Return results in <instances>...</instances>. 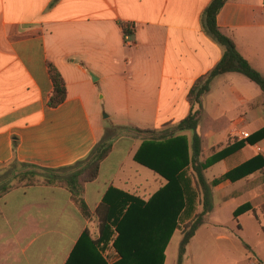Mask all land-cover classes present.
Masks as SVG:
<instances>
[{
	"label": "crops",
	"instance_id": "crops-1",
	"mask_svg": "<svg viewBox=\"0 0 264 264\" xmlns=\"http://www.w3.org/2000/svg\"><path fill=\"white\" fill-rule=\"evenodd\" d=\"M210 1L0 0V177L14 161L47 169L73 165L88 156L106 131L111 138V151L97 178L83 185V198L92 213L89 219L61 186L18 187L0 198V264H113L120 259L112 245L113 228L107 241L92 243L101 240L95 211L103 204L116 214L121 204L116 191L148 202L165 185L163 178L133 157L142 142L152 141L187 116L190 88L223 55V48L204 29L203 12ZM122 21L135 25L131 37L123 36ZM216 23L264 76V0H227ZM48 62L66 87L65 100L55 108L48 106L52 92ZM244 78L239 73L218 76L203 96L198 127L205 111L211 120L204 134L196 130L203 158L264 127V93ZM102 100L113 111L108 126L100 115ZM236 112L223 131L213 130L228 113ZM127 124L136 132L124 130L113 138V129ZM189 132L178 135L185 136L190 146ZM256 155L264 158V139L216 162L204 176L210 182ZM129 160L133 172L125 169ZM139 167L153 174L158 185L154 193L141 182ZM212 191V211L190 242L204 227L222 226L212 221L213 216L227 207L230 198L242 197L239 206L249 203L251 209L238 216L233 212L239 206L232 210L231 233L240 238V219L251 216L260 225L258 236L264 244V168L236 182L223 181ZM200 211L198 205L196 212ZM175 232L181 235L179 229ZM246 245L245 264H264V245L257 250ZM185 259L186 251L181 264Z\"/></svg>",
	"mask_w": 264,
	"mask_h": 264
},
{
	"label": "trees",
	"instance_id": "trees-1",
	"mask_svg": "<svg viewBox=\"0 0 264 264\" xmlns=\"http://www.w3.org/2000/svg\"><path fill=\"white\" fill-rule=\"evenodd\" d=\"M226 1L211 0L203 12L204 29L223 48V55L214 68L199 77L190 88L189 113L152 141L142 142L133 157L135 162L163 178L166 181L165 185L154 193L148 202H143L123 191H116L121 200L116 214L110 213L103 204L95 211L101 240L92 243L107 241L112 233L110 229L113 228L116 237L112 245L120 257L113 264H163L164 249L176 229H179L182 235L177 257V264H181L186 246L204 223L205 216L212 211L213 188L223 181L236 182L264 168V158L256 155L210 182L204 176V172L216 162L246 144L254 146L264 139L262 127L244 140L235 141L208 158H203L201 154V139L196 130L202 115V98L216 77L227 73H239L256 84L264 93V76L252 68L237 51L234 41L223 34L217 26L216 17ZM119 25L125 38L134 34L133 23L122 21ZM46 66L52 81L48 106L55 108L65 100L66 87L58 70L49 62ZM185 131L192 133L190 146L185 136L178 135ZM137 132L153 136L157 134L155 130ZM110 151L111 143L106 132L104 138L95 145L86 158L70 166L47 169L14 161L10 169L0 177V198L18 187L61 186L70 192L71 200L80 214L89 219L92 213L83 198V185L97 178L100 164ZM12 181H16V185H13ZM198 205L201 206L200 212H196ZM250 209L251 205L245 203L239 206L233 215L238 216ZM131 216H136L135 219L138 221L129 220ZM87 235V231H84L83 236ZM243 245L247 248L246 244Z\"/></svg>",
	"mask_w": 264,
	"mask_h": 264
},
{
	"label": "rangeland",
	"instance_id": "rangeland-1",
	"mask_svg": "<svg viewBox=\"0 0 264 264\" xmlns=\"http://www.w3.org/2000/svg\"><path fill=\"white\" fill-rule=\"evenodd\" d=\"M93 78V77H92ZM246 82L254 86L258 91L256 85L248 81L244 78ZM260 92V91H259ZM260 96L261 93H260ZM261 97H258L260 99ZM113 111L108 110L102 100L100 106V115L104 119L103 123L105 126L111 123L113 120V116L111 117ZM209 112L205 111L202 116V122L198 127L199 134H204L207 130V126L210 123V117L208 115ZM239 112L236 113H228L225 118H223L222 125L213 128L214 131L221 132L224 130V125L228 124V118L236 117ZM121 117V114L119 115ZM106 118V119H105ZM124 128L125 130L134 131L136 132L132 126V124H127L125 126L119 127ZM119 128H114L112 132L113 138H117L118 136L124 133V130H119ZM107 132V131H106ZM135 137L136 144L140 143V138L137 133H133ZM187 133V135H189ZM109 138V142H111L110 135L107 133ZM112 138V140H113ZM120 150H118L119 156H121L122 151L124 150V145H119ZM134 163L129 160L126 165L125 169L130 172L134 171ZM131 166V167H130ZM138 166V165H137ZM10 169V166L8 167ZM141 169V174L139 175L141 182L147 184L149 187L150 193H154L158 188V185L153 182L154 176L150 170L139 167ZM7 170V167L4 168V171ZM213 171H210L208 174L211 175ZM103 176V174H102ZM139 179V178H138ZM13 185H16V181H12ZM230 190V189H229ZM255 196V195H254ZM214 204L217 203V198L213 197ZM244 202V198H230L229 202L227 203V207H222L219 209L216 214L213 216L212 221L216 219L220 221L222 226H218L215 228L212 227H204L201 229L197 235L195 240H192L186 249V259L184 264H245V255L247 254L246 249L242 245V243H246L250 246V248H254L257 250L258 247H261L262 240L259 239L258 230H260L259 223L251 216L244 215L240 219V224L243 226V231L240 234V238L235 236L231 233L230 227L233 225L231 221V212L234 208L239 206ZM217 207V205H216ZM230 211V212H229ZM137 220V219H136ZM138 221V220H137ZM221 236L230 238L229 240H225V238H220ZM182 240V236L175 232L172 234L168 245L164 249V262L163 264H175V261L178 257V250L180 246V242ZM261 245V246H260ZM247 246V245H246Z\"/></svg>",
	"mask_w": 264,
	"mask_h": 264
},
{
	"label": "built area",
	"instance_id": "built-area-1",
	"mask_svg": "<svg viewBox=\"0 0 264 264\" xmlns=\"http://www.w3.org/2000/svg\"><path fill=\"white\" fill-rule=\"evenodd\" d=\"M253 264H259V263L255 261Z\"/></svg>",
	"mask_w": 264,
	"mask_h": 264
}]
</instances>
